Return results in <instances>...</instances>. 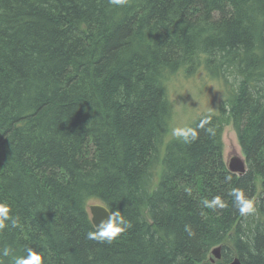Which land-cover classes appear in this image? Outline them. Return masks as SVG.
Wrapping results in <instances>:
<instances>
[{"label":"trees","instance_id":"obj_1","mask_svg":"<svg viewBox=\"0 0 264 264\" xmlns=\"http://www.w3.org/2000/svg\"><path fill=\"white\" fill-rule=\"evenodd\" d=\"M201 68L229 97L168 140V83ZM0 202L2 264H264V0H0ZM90 202L131 227L88 239Z\"/></svg>","mask_w":264,"mask_h":264},{"label":"rangeland","instance_id":"obj_2","mask_svg":"<svg viewBox=\"0 0 264 264\" xmlns=\"http://www.w3.org/2000/svg\"><path fill=\"white\" fill-rule=\"evenodd\" d=\"M169 98L173 104L171 134L167 138L177 137L174 130L185 131L197 118L203 115H219L222 103L229 97L223 81L211 78L201 68L194 75L177 73L168 83ZM224 160L228 162L235 156L244 158L238 136L232 125L223 132ZM90 202L89 206L96 205ZM213 258V255H212Z\"/></svg>","mask_w":264,"mask_h":264},{"label":"clouds","instance_id":"obj_3","mask_svg":"<svg viewBox=\"0 0 264 264\" xmlns=\"http://www.w3.org/2000/svg\"><path fill=\"white\" fill-rule=\"evenodd\" d=\"M112 2L119 5L123 4L125 0H112ZM173 134L179 138L184 139L185 142H190L189 135L191 136L192 140L196 138V133L191 130H174ZM235 198L241 213H248L253 211L252 202L245 198L242 193L236 192ZM216 202L217 201H206L205 203L208 207H214ZM9 221H11L13 226L16 223V221L11 217L10 205L7 202H0V230L4 229L7 222ZM129 227H131L130 221H127L126 218L117 211L110 214L106 222H100L99 225L96 226V229L94 231H90L88 233V239L111 242L120 233L126 231ZM0 254H2L3 256H8L10 254V249L5 248ZM0 264H2V262H0ZM13 264H44L43 253L28 249L26 250V255L15 257Z\"/></svg>","mask_w":264,"mask_h":264},{"label":"water","instance_id":"obj_4","mask_svg":"<svg viewBox=\"0 0 264 264\" xmlns=\"http://www.w3.org/2000/svg\"><path fill=\"white\" fill-rule=\"evenodd\" d=\"M228 169L232 173H236L239 176H242L247 171V166L244 158H241L240 156H235L228 162ZM91 218L94 227L96 228L97 225H99L100 222H106L108 219V216L111 214L108 208L102 204H96L89 206ZM213 255V262L216 260H220L222 258V248L217 247L212 251ZM229 264H244L239 258H235L232 262Z\"/></svg>","mask_w":264,"mask_h":264}]
</instances>
